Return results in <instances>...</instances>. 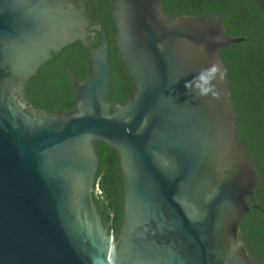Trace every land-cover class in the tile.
Masks as SVG:
<instances>
[{"label":"water","instance_id":"water-1","mask_svg":"<svg viewBox=\"0 0 264 264\" xmlns=\"http://www.w3.org/2000/svg\"><path fill=\"white\" fill-rule=\"evenodd\" d=\"M116 46L135 93L111 111L109 45L82 0H0V264H261L240 230L257 205L255 166L240 144L227 74L218 98L185 87L224 70L221 19H169L162 0H115ZM90 51L77 103L47 113L25 84L68 44ZM215 83V81H214ZM102 140L119 154L122 221L108 232L93 192Z\"/></svg>","mask_w":264,"mask_h":264},{"label":"trees","instance_id":"trees-1","mask_svg":"<svg viewBox=\"0 0 264 264\" xmlns=\"http://www.w3.org/2000/svg\"><path fill=\"white\" fill-rule=\"evenodd\" d=\"M90 24L101 28L87 40L92 46L109 45L111 81L109 101L126 103L135 93L134 83L116 46L115 0H82ZM169 19L181 16L221 19L226 34L244 37L221 48L226 65L236 129L241 146L251 158L258 177L252 207L240 230L250 255L264 264V0H162ZM43 63L25 84L24 101L32 108L57 114L73 110L77 92L72 74L87 78L90 51L76 40ZM99 157L93 199L110 234L117 237L122 221V177L118 151L102 140L94 142Z\"/></svg>","mask_w":264,"mask_h":264},{"label":"clouds","instance_id":"clouds-1","mask_svg":"<svg viewBox=\"0 0 264 264\" xmlns=\"http://www.w3.org/2000/svg\"><path fill=\"white\" fill-rule=\"evenodd\" d=\"M225 75L226 70L219 64L212 63L209 67L201 69L192 80L185 81L184 87L194 98H218L217 85L224 80Z\"/></svg>","mask_w":264,"mask_h":264}]
</instances>
